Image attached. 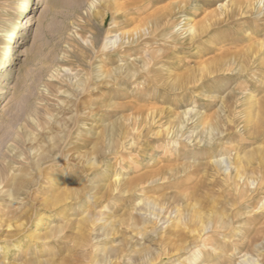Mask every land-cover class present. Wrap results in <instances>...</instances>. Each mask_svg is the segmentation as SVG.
<instances>
[{"label":"rangeland","instance_id":"rangeland-1","mask_svg":"<svg viewBox=\"0 0 264 264\" xmlns=\"http://www.w3.org/2000/svg\"><path fill=\"white\" fill-rule=\"evenodd\" d=\"M23 1L0 0V264H264V0Z\"/></svg>","mask_w":264,"mask_h":264},{"label":"bare ground","instance_id":"bare-ground-1","mask_svg":"<svg viewBox=\"0 0 264 264\" xmlns=\"http://www.w3.org/2000/svg\"><path fill=\"white\" fill-rule=\"evenodd\" d=\"M33 1L34 0H24L23 1V3H22V6H21V8H23V7H25V12H24V17H28L29 15H30V9H31V7H32V4H33ZM245 3L248 5V7L250 8V7H253L254 5H255V1L254 0H245ZM233 5H236V4H238V2H233L232 3ZM202 32H204V29H202V28H200V32L198 33V34H200V33H202ZM20 37H22L23 36V32H21L20 33V35H19ZM245 38V37H244ZM262 47V46H261ZM238 54L240 55L241 54V52H238ZM241 56V55H240ZM246 56H248V54H244V56L243 57H246ZM242 61H243V63H245V61L242 59ZM205 69V68H204ZM204 69H202L201 70V73H200V80H202V79H204V77H206V76H209V75H211V77L212 76H215V75H217V73H218V71H223V72H225L224 71V68L223 67H221V66H219L217 69L214 67L213 69H207L204 73H203V71H204ZM230 70H232V69H230ZM261 113H262V116L264 115L263 113H264V108L262 109V111H261ZM260 118H261V116H260ZM236 176H238V171L236 172Z\"/></svg>","mask_w":264,"mask_h":264}]
</instances>
